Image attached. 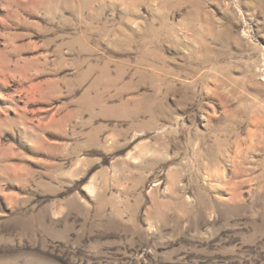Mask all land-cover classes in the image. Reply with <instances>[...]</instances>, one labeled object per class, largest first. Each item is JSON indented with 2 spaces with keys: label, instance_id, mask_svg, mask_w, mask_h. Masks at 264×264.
I'll use <instances>...</instances> for the list:
<instances>
[{
  "label": "clouds",
  "instance_id": "clouds-1",
  "mask_svg": "<svg viewBox=\"0 0 264 264\" xmlns=\"http://www.w3.org/2000/svg\"><path fill=\"white\" fill-rule=\"evenodd\" d=\"M94 2L104 5L124 41L119 55L128 79L113 78L111 114L74 132L55 162L33 161L44 165L36 168L26 163L32 156L17 151L20 173L8 153L0 154V264H33L41 248L55 252L59 244L68 264H105L109 241L90 238L111 231L133 248L145 247L149 234L163 244L186 229L210 238L218 221L233 227L223 206L234 203L244 204L239 215L248 218L236 227L250 230L237 233L239 248L252 249L236 258L264 264V197L256 209L223 191L241 183V170L230 163L235 133L226 129L264 126V20L253 32L255 0ZM66 6L78 8V0ZM10 99L0 93V100ZM9 130L0 128V145L15 148L4 135ZM258 142L264 148V130ZM256 166L259 194L264 152Z\"/></svg>",
  "mask_w": 264,
  "mask_h": 264
},
{
  "label": "rangeland",
  "instance_id": "rangeland-1",
  "mask_svg": "<svg viewBox=\"0 0 264 264\" xmlns=\"http://www.w3.org/2000/svg\"><path fill=\"white\" fill-rule=\"evenodd\" d=\"M78 3V8H72L66 6L68 0H0V93L11 97L0 100V108L6 109V115L0 112V128L10 129L4 135L15 145H0V154H9L8 163L16 164L17 172L24 171L17 151L33 157L26 162L29 165L41 160L55 162L62 146L73 142L74 132L82 128L88 131L85 124L95 127L111 114L115 97L109 89L113 78L128 79L127 60L119 55L124 41L104 5L94 0ZM254 6L258 11L250 21L253 32L264 20V3L255 0ZM262 130L264 126L255 124L235 129L229 125L226 129L235 133L230 163L241 170V183L223 190L224 194L249 205L254 203L256 209L261 208L259 200L264 197V193L254 191L261 183L256 161L264 152L258 142ZM172 179L175 182L178 175ZM243 210L242 203L225 204L223 212L231 217L227 223L233 227L220 228L223 221H218L217 234L210 238L194 236L192 229H186L175 241L163 244L157 234H149L145 247L134 248L121 244L125 237L118 231L90 239L109 241L103 250L110 255L101 258L105 264L109 260L116 264H240L238 253L245 249L252 252L248 245L241 249L238 244L241 235L250 231L236 227L247 223L248 218L239 215ZM63 211L52 208L55 216ZM197 226L201 234L209 236L202 220ZM62 247L59 244L55 252L41 248L33 264H68L60 255Z\"/></svg>",
  "mask_w": 264,
  "mask_h": 264
}]
</instances>
